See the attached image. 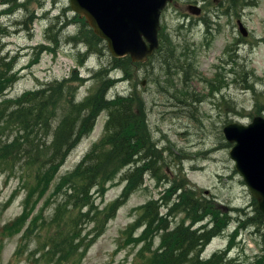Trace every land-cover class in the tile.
Instances as JSON below:
<instances>
[{
	"label": "rangeland",
	"instance_id": "obj_1",
	"mask_svg": "<svg viewBox=\"0 0 264 264\" xmlns=\"http://www.w3.org/2000/svg\"><path fill=\"white\" fill-rule=\"evenodd\" d=\"M200 3L203 12L199 15L187 9L189 3L177 0L162 17L163 26L174 43L196 52L195 68L187 79L179 74L173 77L163 74L157 58L152 64L129 69L126 75H134L133 79L123 78L124 73L121 76L120 71L112 73L116 82L109 90L110 95L127 94L136 89L141 97L144 96L150 112L147 126L152 141L162 151V172L166 178L157 180L147 176L145 186L129 193L103 232L81 250L77 264H154L160 258L161 240L157 234L156 238L143 236L141 206L151 199L157 200L160 190L184 181L204 207L201 215L206 220L197 225V217L178 211L170 216V224L174 227L185 221L197 229L218 217L223 230L212 233L202 257L205 259L216 250L228 247L233 237L228 251L235 263L264 264L261 250L264 223L257 228L249 225L254 220H241L242 225L238 224V220L246 219L247 215L257 217L256 209L259 208L229 155L231 143L224 135V127L230 122L249 123L257 115L264 116V0H205ZM48 11V15L44 14ZM11 12L0 14V41L5 44V52L16 55L18 60L15 66L18 80L9 90L11 96L35 89L42 80L60 81L73 73L81 81L70 84L77 87L81 97L99 88L93 78L99 58L86 56L83 45L69 42L85 23L75 18L69 0H30L25 7ZM58 13L64 14L60 22L65 23L64 27L47 32V25ZM185 14L190 17H180ZM240 21L247 35H243ZM3 27L10 35L1 33ZM57 30L61 32L58 35ZM48 34L55 35L59 41L46 42ZM109 58L110 54L104 61ZM248 74L254 75L256 83L243 84ZM224 85L223 92H214ZM250 85L253 86L247 89ZM106 119V113L99 115L93 130L69 155L59 176L72 170L91 146L100 141ZM14 175L0 170V264H68L67 261L57 262L61 255L59 249L49 253L48 249L56 246L57 231L62 228L66 235L72 229L69 225L72 220L65 214L63 218L68 223H58L55 198L46 200L52 192L38 189L36 184L32 187L18 184ZM124 186L119 176L106 185L104 196L97 197V191L91 192L94 208L104 209L121 195ZM29 190L33 191L30 195ZM41 196L44 203L37 204ZM63 209L65 213L68 207ZM37 213L39 217L35 220H39V224L35 228L29 222ZM21 215L23 221L11 228L13 219ZM102 219L104 221V216ZM42 222L45 226L39 229ZM85 226L81 223L79 228ZM239 226L240 231L237 230ZM85 228L82 236L87 231L93 232L94 225Z\"/></svg>",
	"mask_w": 264,
	"mask_h": 264
},
{
	"label": "trees",
	"instance_id": "obj_2",
	"mask_svg": "<svg viewBox=\"0 0 264 264\" xmlns=\"http://www.w3.org/2000/svg\"><path fill=\"white\" fill-rule=\"evenodd\" d=\"M28 1L30 0L19 3L18 0H4L3 3L8 4L9 10H12L16 6L25 7ZM63 15L56 17L57 21L51 23V29L58 27L60 30L64 27L65 23H60ZM75 18L83 21L79 17ZM58 32L57 30V35ZM1 33L5 34L6 29ZM167 34L161 32L162 44L158 50L157 60L160 61L162 69L172 66L181 56H196V52L187 46L181 47L174 43ZM48 39L51 44L59 41V38L50 34ZM69 42L83 45L86 56L95 55L99 58V68L93 71V78L97 80L99 88L84 95L82 99H79L77 87L70 84L81 81L74 73L63 80L43 82L36 89L11 96L9 90L18 80V71L15 70L17 56L5 52V44L0 41V170L18 176L21 184L31 187L36 184L43 191H49L53 186L48 200L55 198L56 220L58 223L66 222L63 218L66 214L72 220L69 223L72 229L66 235H63L65 231L62 228L57 231L56 246L49 248L48 253L50 250L59 249L61 255L57 262L77 264L81 250L88 246L91 239L94 240L93 237L103 232L108 220L128 199V194L144 186L146 176L157 180L166 177H163L162 172V151L152 141L151 131L147 126L150 112L144 96L141 97L136 89L127 94L108 95L116 81L111 77L112 70L124 73L127 79H133L134 75H126L128 70H136L146 63L134 64L129 57L111 56L108 61H104L109 55L107 45L93 33L87 23H83L80 33ZM171 73L173 72L166 76L179 74L187 79L193 74V69L182 67L177 73ZM102 112L108 114L103 138L90 148L72 170L57 179L68 156L81 139L91 132ZM118 176H122V181L126 182L122 195L104 209L97 208L99 213L94 208L95 199L91 192L95 190L97 197L104 196L106 185ZM189 188L191 187L185 181L175 182L165 190L166 194L161 199L151 200L142 206L141 219L145 225L143 236H161L162 245L158 254L160 258L154 264H237L228 255L231 245L215 251L210 257H201L212 233L217 229L223 230L218 217L197 229L192 228L193 224L185 225V221L174 227L170 224V216L174 211L197 217V225L201 220H206L201 215L204 207L191 194ZM30 192L33 191H29L28 195ZM64 207H68L65 213ZM256 211L257 217L247 215L246 219L238 220V224H241V220H254L249 225L259 227L264 223V215L258 209ZM36 217L39 215L35 216L31 224L35 228L39 224ZM76 218L78 221H75ZM22 221L23 217L19 218L11 228ZM81 223L86 224V227L93 224V232L88 231L82 236L85 227L80 229ZM43 226L44 222L39 225V229ZM239 228L241 226L238 231ZM59 238H62L61 241ZM261 239L264 252V233L261 234ZM77 240L78 243H75ZM197 250L193 257L192 254Z\"/></svg>",
	"mask_w": 264,
	"mask_h": 264
},
{
	"label": "water",
	"instance_id": "obj_3",
	"mask_svg": "<svg viewBox=\"0 0 264 264\" xmlns=\"http://www.w3.org/2000/svg\"><path fill=\"white\" fill-rule=\"evenodd\" d=\"M169 0H70L71 8L85 17L96 35L107 41L114 57L131 56L145 61L159 45L160 16ZM195 8L199 13L200 9ZM246 35L243 23H240ZM226 138L235 143L230 156L252 195L264 212V118L245 125L224 127Z\"/></svg>",
	"mask_w": 264,
	"mask_h": 264
},
{
	"label": "bare ground",
	"instance_id": "obj_4",
	"mask_svg": "<svg viewBox=\"0 0 264 264\" xmlns=\"http://www.w3.org/2000/svg\"><path fill=\"white\" fill-rule=\"evenodd\" d=\"M195 60H196V56L193 57V58H188L186 56H181V57H179V59L177 61H175L174 64H172V66L163 68L162 69V73L167 75V73L173 72L171 74H175L179 70H181L182 67L194 69L195 68ZM249 82H250V84L256 83V81L254 80V75L253 74H248L246 77L244 76L243 84H245V83L249 84ZM252 86L253 85H250L249 88H247V89H250V87H252ZM185 110L187 112L188 108H186ZM157 148L159 149V147H157Z\"/></svg>",
	"mask_w": 264,
	"mask_h": 264
}]
</instances>
